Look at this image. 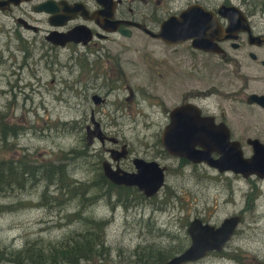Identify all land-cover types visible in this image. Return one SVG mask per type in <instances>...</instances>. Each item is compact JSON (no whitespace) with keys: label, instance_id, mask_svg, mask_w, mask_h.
<instances>
[{"label":"rangeland","instance_id":"1","mask_svg":"<svg viewBox=\"0 0 264 264\" xmlns=\"http://www.w3.org/2000/svg\"><path fill=\"white\" fill-rule=\"evenodd\" d=\"M215 1L221 0H204ZM192 2L127 0L122 13L156 30L162 19ZM6 39L0 31V132H16L0 139V161L50 166L61 160L65 176L74 184L95 182L101 172L100 143L95 138L91 144L85 142V125L90 123L92 110L106 134L166 169L157 194L136 197L125 205L117 200L119 189L108 193L107 186L98 190L95 185L85 195L73 197L61 193L55 182L46 184L39 175L21 188L15 185L13 190L1 191L0 249L12 251L38 242L45 257L57 243L89 231L98 235L101 244L93 245V257L76 264L137 262V258L157 262L158 254L166 259L188 245L186 228L195 216L219 225L223 218L246 208L234 234L218 252L221 254H207L196 264H264V178L215 174L206 164L190 165L163 153L158 143L168 110L180 103L182 93L196 95V78L223 75L212 71V66L197 72L196 49L189 40L167 46L131 27L129 36L114 34L109 40L100 39L117 60L111 64L102 59L89 70L83 69L80 47L77 52L72 48L68 59L69 51L57 50L51 63L48 56L38 60L44 47L32 49L25 59L19 49L14 58L6 47L2 49ZM14 44L18 41L13 40ZM115 74L119 79H114ZM167 79L168 86L175 85L168 93ZM93 93L105 102L94 104ZM110 146L105 142L101 151ZM104 155L107 159L108 154ZM45 189L50 193L44 194ZM155 207L163 211L152 210ZM92 222L102 226L98 229ZM0 264L14 263L0 259Z\"/></svg>","mask_w":264,"mask_h":264},{"label":"flooded vegetation","instance_id":"2","mask_svg":"<svg viewBox=\"0 0 264 264\" xmlns=\"http://www.w3.org/2000/svg\"><path fill=\"white\" fill-rule=\"evenodd\" d=\"M192 1V3L201 5L205 10L209 11V17L204 21L205 36L211 40L217 48L216 50H218L206 51L194 48L196 49V70L200 72V70L206 67L211 68L212 66V71L219 70L223 75H217L215 78H196V95H183L182 93L180 103L168 110V120L161 129L159 138L157 139L158 143L162 147L161 151L170 155L164 149L161 141L162 130L169 122V113L177 105L192 103L196 105L198 117H205L206 119L204 124L207 128L206 136L209 140L214 143L216 141L223 142L221 138L225 134L228 142L232 143V145H238L242 157L247 158L253 153L252 140L256 139L264 146V0H238L237 3H234L232 0L208 3H205L204 0ZM126 2L127 0H105V3H100L98 0H0V31L6 34L7 38L2 49L6 47L7 53L14 58H16L14 51L20 49L23 55L22 58L25 59L31 56L32 49L44 47L40 54H38V60L48 56L51 63H53L57 56V50L69 51L66 58L68 59L72 55L71 49H76L77 52V48L80 47L82 49L80 55L83 69L89 67L90 70L93 65L100 64L102 59L107 63L113 64L117 60L116 55L114 52H111L109 47L102 44L100 39L109 40L112 35L120 34L118 32L120 27L127 28L131 32L132 26L121 22L129 19L134 20L131 15L122 13ZM230 5L236 6L240 12L232 16L227 12H224L225 14L222 15L218 11V8L221 6ZM128 11H130L129 7ZM79 26H82L85 30V43L82 41L78 43L67 41L63 45H60L46 38L47 36H51L52 33H66ZM213 26H215V29L212 35ZM112 28H115V30H112ZM144 34L151 37L146 33ZM13 40H17L18 44L12 45ZM164 44L174 46L173 44ZM241 71H244V73H241ZM252 71L257 72V74H249ZM115 76L114 79H119L117 74ZM119 82L120 80H118ZM174 86L173 82L168 86V79L165 81L167 93L168 91L171 92ZM94 94L97 95L93 93L90 96ZM131 95L132 93L127 98H130ZM256 97L263 98L260 101ZM101 98L103 99L102 102H105L104 97L101 96ZM90 111L92 112V110ZM96 121L101 128V122ZM89 124L85 125V130ZM102 132L105 136L116 138V140L109 141L104 138L102 142H99V157H102L99 165L101 172L103 171V161H108L112 169L118 167L124 171L134 172L136 169L132 163L133 158H142L146 161L155 160L146 158L145 155H140L138 152L130 150L126 143H119L117 137L110 136L103 130ZM105 142L110 143L111 146L106 148V151H101V147H103ZM123 145L126 150L125 155L118 160H113L110 154L114 155V151H120ZM195 148L197 150L201 149L199 145H196ZM104 152L108 154L107 159L104 158ZM219 156L220 153L217 150L210 151L212 159H217ZM179 158H182L184 163L190 165L196 164L184 157ZM210 168L215 174L242 177V175L235 174L229 170L218 171L214 167ZM101 172H99V177L103 176L105 178L103 172ZM122 187H133L144 198H147L135 186ZM245 209L243 208V210L234 214L239 215L241 220ZM152 210L161 212L163 208L155 207ZM139 215L142 216L143 213ZM199 219L202 220L201 218ZM202 222L206 221L202 220ZM158 228L163 229L159 226ZM211 253L221 254L216 251H210L207 254ZM167 259L149 263H159ZM193 262L196 264V260Z\"/></svg>","mask_w":264,"mask_h":264},{"label":"water","instance_id":"3","mask_svg":"<svg viewBox=\"0 0 264 264\" xmlns=\"http://www.w3.org/2000/svg\"><path fill=\"white\" fill-rule=\"evenodd\" d=\"M105 3V0H98ZM104 5V4H102ZM218 11L224 15H234L240 10L234 6H221ZM209 17V11L196 3L189 4L181 9L177 14H170L162 19L156 30L150 29L146 24L135 20L121 21L136 27L140 31L159 39L166 44H179L186 40L190 41L193 48H199L206 51H218L215 45L205 36L204 21ZM116 22V21H115ZM215 26L212 28V35ZM115 30V28H112ZM118 32L123 36H129L130 30L120 27ZM85 30L82 26L75 27L66 33H52L46 38L54 43L63 45L67 41L85 43ZM89 39V38H88ZM263 97H256L261 101ZM94 104L103 101L101 96L92 95ZM205 117H198L196 105L192 103H182L171 109L169 113V122L162 130L161 141L164 149L170 155L184 157L192 163H206L218 171H232L240 174L242 177L255 175L258 178L264 177V146L258 140H252L253 153L247 158L242 157L238 145H232L228 142L224 134L221 141L215 143L206 136L207 128L204 124ZM201 123V125H200ZM102 142L104 138L109 141H115L116 138L107 137L102 132L99 123L95 120L93 113H90V124L85 130V142L91 144L93 139ZM219 138V137H217ZM199 145L200 150L195 147ZM217 150L220 156L217 159L210 157L211 150ZM124 145L120 151H114L110 154L113 160H118L125 155ZM134 172L124 171L118 167L112 169L108 161H103V174L111 183L118 186H135L145 197L149 198L155 195L164 183L165 167L155 160L146 161L142 158H133ZM240 220L237 214L230 215L222 219L219 225H213L208 222H202L199 218H193L189 221L186 232L189 236V245L178 254L159 263L147 262H121L116 264H187L203 258L210 251L219 252L223 249L225 243L233 235Z\"/></svg>","mask_w":264,"mask_h":264},{"label":"trees","instance_id":"4","mask_svg":"<svg viewBox=\"0 0 264 264\" xmlns=\"http://www.w3.org/2000/svg\"><path fill=\"white\" fill-rule=\"evenodd\" d=\"M13 132L16 131L14 129L2 130L0 132V139L4 138L5 134H10ZM37 175H39L40 178H42V181L46 182V184L48 182H55L57 184V189L61 193L65 192L66 194L73 197L76 195H85L91 187L98 185V190L99 188H105L107 186L108 193L114 189H126L122 192L119 190L116 191L118 194L117 200L121 201V204L123 205L135 200L136 197L144 199V197L139 192H137V190H130V188L122 186H115L102 175V177H98L95 182L91 183L92 185L88 184L83 186L81 184H74L75 181L73 179L67 178L65 176L64 164L61 163V160H57V164L50 166L34 164L32 161L31 163L26 161L23 164L21 162L16 163L15 161H12V159L7 162L0 161V193L1 191L4 192L6 190H13L15 185L21 188L25 181H32ZM65 177L68 181H65ZM43 193L47 194L50 192L45 189L43 190ZM129 193L131 194V198H128ZM99 195L100 193L98 192V196ZM42 197L44 198L43 195ZM41 200L43 201L42 198ZM92 225H95V227L98 229L102 226L97 222H92ZM92 235L93 232L89 233V231L81 234L75 233L65 241L57 243L55 247L49 248V251L45 257L41 256V244L38 242H30L22 249L11 248L12 251H4V249L1 248L0 259L14 264H55L57 261L67 262L68 264H76L80 260H86L93 257V245L95 247V245L101 244L100 240L98 239V235L96 234L95 237ZM102 254L103 251L99 255ZM2 255H6V257ZM154 260L161 261L165 259L160 254H158ZM136 261L140 262L142 260L137 258Z\"/></svg>","mask_w":264,"mask_h":264},{"label":"bare ground","instance_id":"5","mask_svg":"<svg viewBox=\"0 0 264 264\" xmlns=\"http://www.w3.org/2000/svg\"><path fill=\"white\" fill-rule=\"evenodd\" d=\"M260 262V261H259ZM256 264H260V263H256Z\"/></svg>","mask_w":264,"mask_h":264}]
</instances>
